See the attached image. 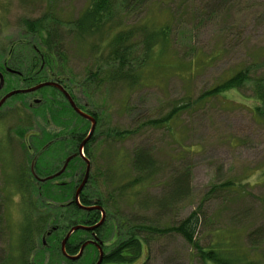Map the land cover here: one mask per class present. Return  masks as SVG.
I'll return each mask as SVG.
<instances>
[{"label": "rangeland", "instance_id": "374dc122", "mask_svg": "<svg viewBox=\"0 0 264 264\" xmlns=\"http://www.w3.org/2000/svg\"><path fill=\"white\" fill-rule=\"evenodd\" d=\"M1 1L0 50L6 53L12 43L22 37L27 46H34L35 37L27 33L25 23L27 19H39L50 11L51 0ZM53 1L54 6L59 7L58 16L63 21L74 17L88 4L87 0ZM211 1V9L206 10L205 0H151L135 13H119L117 19L127 28L142 26L157 31L171 25L170 41L173 43L170 53L173 56L168 54L149 61L150 65L143 75V86L139 89L119 88L107 92L105 89L94 98L76 93L77 103L100 117V133L91 145V173L102 174L97 188L108 195L113 187L110 182L119 181L121 175L128 171L129 156L138 147L151 151L161 171H164L157 175L156 185L146 189L147 196L144 190L141 191L140 202L131 205L118 200V210L112 209V217L107 216L105 252L113 248L117 221L121 222L123 217L136 215V219H155L159 220L158 224L164 225L182 220L200 209L206 222L198 236L202 248H215L220 243L222 247L236 249L235 254L241 259L245 256L246 260L253 259L254 264H264V242L260 248L253 250L246 241L249 232L256 228L264 229V121L253 115V107L258 103L248 98L252 95L251 90L247 88L245 96L235 89L225 91L223 98L211 100L195 113L179 117L172 131L153 129L147 124L164 117L188 98L194 102L203 92L242 68L243 64L249 67L252 61L264 56V0ZM118 9L121 8L117 5ZM70 52L72 63L69 67L82 76L88 61L76 53L74 44ZM175 54L179 56L175 57ZM194 59L195 75L190 77L188 66ZM258 71H254V76L264 74V67ZM6 77L9 80L7 92L22 86L12 76ZM42 97L43 94L37 93L27 100L33 103V99ZM23 103V100H14L5 108L2 121L6 119L7 122L0 126V192L7 193L3 216L8 229L6 238H0V249L10 246L13 254H16L14 251L19 244L23 202L9 180L20 176L17 162L26 164V154L20 146L22 141L15 136L20 120L14 117L15 106ZM112 127L133 132L139 128L142 130L140 134L127 136L125 141H116L108 133ZM54 129L48 128L53 132ZM36 131L40 132L37 125L33 132ZM185 149L188 154H185ZM186 169H189L191 181L188 197L180 199L160 218H156L157 209L146 210L141 206L145 197L155 200L161 197L163 185ZM105 172L111 176L109 182L105 181ZM243 179L249 180V186L243 187ZM69 181L68 176L59 180L60 183ZM227 182L242 183L238 191L230 192L221 188ZM214 187L216 193L211 194ZM95 190L96 187L92 190L93 195L97 194ZM0 199L4 197L0 195ZM36 242L39 243L38 237ZM39 246L37 244L36 247ZM36 255V252H29L27 259L33 260L34 257L37 260ZM149 263L212 264L203 261L194 248L178 236L153 244Z\"/></svg>", "mask_w": 264, "mask_h": 264}, {"label": "trees", "instance_id": "16d2710c", "mask_svg": "<svg viewBox=\"0 0 264 264\" xmlns=\"http://www.w3.org/2000/svg\"><path fill=\"white\" fill-rule=\"evenodd\" d=\"M149 1L151 0H87L88 4L74 17L63 21L58 16L59 7L54 6L55 2L51 0L50 11H46L45 15L39 19L33 21L27 19L25 23L27 33L35 37L34 46H27L22 37L13 42L6 53L0 50V67L8 65L7 67L17 71V76H9L18 80L22 89H29L50 81L58 82L68 92L76 106L95 119L96 130L83 151L90 163L91 145L100 133V117L78 104L76 93L81 92L88 94L89 98H94L105 89L106 92L119 88L130 91L139 89L143 86V75L150 65L148 62L168 54L172 55L170 53V45L173 43L170 41L171 25H166L157 31L142 26L127 28L117 19L119 13H135L140 6ZM205 1H207L205 9H211L212 1ZM117 5L121 9L117 10ZM73 44L76 47V53L88 61L82 76H78L69 67L72 63L70 51ZM176 56L179 55L175 54ZM195 60L189 62L190 77L195 75ZM261 67H264V56L252 61L249 67L243 64L242 68L203 92L194 102L192 98H188L164 117L147 124L153 129L163 128L172 131L173 125L182 115L195 113L211 100L223 98L222 95L227 90L235 89L245 96L244 91L247 88L252 92L248 98L258 103L256 107H253V115L264 121V74L254 76V71L259 73L258 70ZM37 93L43 94L42 99H33V103H29L28 97ZM14 100L24 101L23 105L15 106L14 117L20 120L15 136L22 141L20 146L26 154V164L20 165L17 162L16 169L19 168L20 176L10 178L9 182L12 183L20 201L23 202V221L19 244L14 251L16 254H13L10 246L5 247L4 250L0 249V264H83L82 261L84 264H96L99 260V252L91 245L86 247L81 258L74 261L65 257L61 250L63 240L73 227L94 225L102 216L101 212L86 211L75 202V194L84 179L86 168L79 149L88 136L92 124L77 115L65 96L53 87L43 88L35 93L13 96L0 110V120L5 108L9 107ZM4 122H7L6 119L0 121V126ZM36 125L40 132H33ZM48 128H55L54 132L49 131ZM57 130L59 132H56ZM78 130L80 132H77ZM141 130L142 128H139L133 132L112 127L108 133L116 141L117 139L125 141L127 136L140 134ZM83 131L84 133H81ZM1 151L0 149V154ZM184 151L185 154L189 153L186 149ZM70 157L72 159L65 171L58 178L47 180L60 172ZM127 166L128 171L124 172L117 182L113 181L106 172L104 173L105 181L112 180L110 183L113 185L108 195L97 188L102 174L90 172L89 180L79 198L83 207L100 206L105 211V222L97 229L103 240L109 222L107 216L112 217L110 214L112 209L118 210V200H124L131 205L133 202H140L141 191L144 190L143 193L147 196L146 189L156 185L157 175L164 172L161 171L152 152L146 147L135 148L129 156ZM188 171L189 169H186L178 173L179 175L171 177L170 181L163 185L164 192L161 197L156 200L145 197L141 206L146 210L157 209L156 218H160L161 214L168 212L180 199L190 195L191 181ZM65 176L70 177V181L60 183L59 180ZM241 183L227 182L221 188L235 192L238 191ZM245 185L249 186L248 179H243V187ZM95 187L97 194L93 195L92 190ZM90 192L92 194H89ZM213 193H216V187L213 188L211 194ZM6 194V191L0 192V195L4 197L3 200L0 199V238L2 240L6 238L5 233L8 232L3 216ZM45 200L55 204L46 203ZM134 216L136 215L130 218L123 217L121 222L117 221L113 248L104 253L102 264H150L151 246L170 236L181 237L205 262L254 264L253 259L246 260L245 256L241 259L238 254H235L236 249L235 251L233 248L222 247L220 243L215 248L201 247L198 236L202 228L206 226V222L200 209L182 220L171 221L164 225L158 224L159 220L136 219ZM86 235L89 236L90 233L76 231L72 234L66 245V253L69 256L79 253ZM37 237L39 243L36 242ZM246 241L253 250L260 248L261 243L264 242V229L256 228L249 232ZM36 243L40 246L36 247ZM29 252H36L37 260L34 257L33 260L27 259ZM46 254L51 257L48 258Z\"/></svg>", "mask_w": 264, "mask_h": 264}, {"label": "water", "instance_id": "95a60500", "mask_svg": "<svg viewBox=\"0 0 264 264\" xmlns=\"http://www.w3.org/2000/svg\"><path fill=\"white\" fill-rule=\"evenodd\" d=\"M9 72H13V73H17V72H14L12 70H10ZM0 78H1V83H0V90L2 89L3 87V75L0 73ZM48 87H53V88H56L58 89L64 96L65 98L67 99V101L70 103L72 109L75 111V113L77 115H79L80 117H82L83 119L89 121L92 126H91V130L89 132V135L85 138V140L81 143L80 145V149H79V153H80V156L84 159L85 163H86V171H85V176H84V179L82 181V183L79 185L77 191H76V194H75V202L77 203V205L86 210V211H99L101 212L102 214V217H101V220L89 227V226H85V225H77L75 227H73L69 232L68 234L66 235L65 239L63 240L62 242V253L65 257H67L68 259L70 260H78L79 258H81L83 256V253L86 249V247L89 245V244H93L94 242L93 241H88L87 243L83 244L80 248V251L77 255H74V256H69L67 253H66V244H67V241L70 239V237L72 236L73 233H75L76 231H87V232H90V231H95L97 228L101 227L104 222H105V219H106V214H105V211L103 210L102 207L100 206H91V207H83L80 202H79V198H80V195L84 189V187L86 186L88 180H89V176H90V172H91V163L90 161L84 156L83 154V151H84V148H85V145L87 144V142L91 139V137L93 136L95 130H96V127H97V122L95 121V119L89 115H87L86 113L82 112L77 106L76 104L74 103L73 99L71 98V96L68 94V92L63 88L62 85H60L58 82H45V83H41L39 85H36L34 87H31L29 89H19V90H14L10 93H8L1 101H0V108L3 106V104H5V102L15 96V95H18V94H30V93H35L43 88H48ZM72 157H70L69 159H67L66 161V164L65 166L63 167V169L56 173L55 175L53 176H50L47 180H53L55 178H58L66 169L68 163L71 161ZM41 181H46V180H41ZM98 246V249H99V252H100V258L99 260L97 261L96 264H102L103 262V258H104V253H103V250L101 248V246L99 245H96Z\"/></svg>", "mask_w": 264, "mask_h": 264}, {"label": "flooded vegetation", "instance_id": "af4514ba", "mask_svg": "<svg viewBox=\"0 0 264 264\" xmlns=\"http://www.w3.org/2000/svg\"><path fill=\"white\" fill-rule=\"evenodd\" d=\"M8 65H2L1 67H0V73L3 75V80H4V82H3V87H2V89L0 90V101L8 94V93H10V92H12V91H10V92H6V89H7V85H8V79H7V77L6 76H9V75H12V76H17V74L18 73H13V72H9L10 70H12V71H14V72H17V71H15V70H13V69H11V68H9V67H7ZM19 77V76H18ZM0 83H1V78H0ZM20 88H22V87H20ZM15 90H19L18 88L17 89H15ZM5 92V93H4ZM10 99V98H9ZM8 99V100H9ZM7 100V101H8ZM7 101L5 102V104L7 103ZM5 104H3V106L5 105ZM2 106V107H3ZM2 107L0 108V110L2 109ZM0 121H2V118H1V120ZM97 224V223H96ZM95 225V224H94ZM85 226H87V225H85ZM89 227H91V226H93V225H88ZM100 228V227H99ZM99 228H97V229H99ZM97 229L95 230V231H90V232H88V233H90V235L89 236H85V241H84V243H82L81 244V246L83 245V244H85V243H87L88 241H93L94 243L93 244H89L88 246H92V247H94V248H96L97 249V251L99 252V249H98V246H96V245H99V246H101V248H102V250H103V253H105V249H106V245H105V242H104V240L102 239V237H101V235L99 236V233L97 232ZM67 245V244H66ZM81 246H80V248H81ZM79 251H80V249H79ZM99 258H100V252H99Z\"/></svg>", "mask_w": 264, "mask_h": 264}, {"label": "crops", "instance_id": "0c3cea01", "mask_svg": "<svg viewBox=\"0 0 264 264\" xmlns=\"http://www.w3.org/2000/svg\"><path fill=\"white\" fill-rule=\"evenodd\" d=\"M1 2H4L3 0ZM5 3V2H4Z\"/></svg>", "mask_w": 264, "mask_h": 264}]
</instances>
